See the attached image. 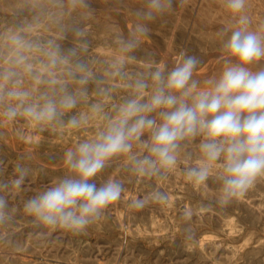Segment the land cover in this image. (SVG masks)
I'll use <instances>...</instances> for the list:
<instances>
[{"label":"rangeland","instance_id":"1","mask_svg":"<svg viewBox=\"0 0 264 264\" xmlns=\"http://www.w3.org/2000/svg\"><path fill=\"white\" fill-rule=\"evenodd\" d=\"M145 7L146 0H0V73L16 72L14 79L30 93L29 104H42L44 97L58 101L65 93L77 100L53 122L24 115L9 119L7 103H0V185L11 183L18 165L29 169L19 190L0 188L9 214L0 223V264H264V177L221 205L223 156L209 163L203 183L187 176L189 168L203 162L205 137L199 133L179 142L174 167L154 174H139L134 166L149 156L145 142L151 134L132 140L130 153L113 157L90 181L100 186L112 179L123 192L83 233L44 228L24 211L28 199L65 177L68 149L96 140L127 101L150 99L154 71L163 69L166 76L184 52L199 60L192 79L207 88L228 63H235L222 46L231 32L264 25V0H246V25L226 10L224 0H172L169 12L150 22L137 16ZM137 23H145L149 32L124 52L121 40L131 38ZM17 35L33 44L30 51L13 43ZM55 48L67 59L46 69L45 53ZM70 50L74 55L68 56ZM21 54L31 72L14 63ZM78 63L91 73L86 84L69 75ZM248 67L264 70V59ZM139 80L148 86L138 90ZM148 115L161 122L160 110ZM73 116L80 121L76 127L69 123Z\"/></svg>","mask_w":264,"mask_h":264},{"label":"clouds","instance_id":"2","mask_svg":"<svg viewBox=\"0 0 264 264\" xmlns=\"http://www.w3.org/2000/svg\"><path fill=\"white\" fill-rule=\"evenodd\" d=\"M224 5L230 14L239 17L241 25L248 23V18L242 15L246 0H224ZM171 7L172 0H146L145 9L138 11L137 16L150 22L169 12ZM148 32L145 23H137L131 38L121 40L122 51L135 49ZM13 43L29 51L33 47L18 35L13 37ZM222 46L235 63H228L218 78L208 81L207 88H198V81L192 79L194 70L198 71L199 60L185 56L184 52L179 53L176 66L166 76L163 69L154 71L151 80L156 87L150 99L145 103L139 99L127 101L96 140H86L68 149L63 158L65 177L54 180L50 187L28 199L25 213L47 229L75 234L85 232L123 192V185L118 181L109 179L100 186L90 181L113 157L130 153L131 141L139 140L146 131L151 134L150 142H145L149 156L134 161L137 173L154 174L158 168L174 167L179 142L199 133L205 137L200 144L203 162L189 168L187 176L196 183H203L209 176V163L223 156L219 203L226 205L243 196L258 178L264 177V70L253 72L248 67L264 59V25L257 31L236 28ZM45 55L48 57L46 69H55L67 59L59 48ZM71 55L74 52L70 50L68 56ZM26 60L21 54L14 63L24 64L31 72ZM77 73L83 75L77 76ZM16 75L13 70L0 73V103H7L4 115L9 119L24 115L37 122H53L60 119L61 110L75 107L77 100L70 93H65L58 101L44 97L42 104L27 103L30 93L20 87L19 81L14 79ZM69 75L80 84H86L91 78L82 63L69 70ZM147 86L143 80L135 85L138 90ZM157 110H160L159 124L148 115ZM69 123L76 127L80 121L73 116ZM17 171L11 183H4L0 188L19 190L29 169L18 165ZM156 196L165 199L159 193ZM136 204L143 206L142 201ZM7 209V198L0 195V223L9 219Z\"/></svg>","mask_w":264,"mask_h":264}]
</instances>
